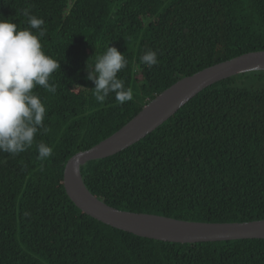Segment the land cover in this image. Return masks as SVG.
Returning a JSON list of instances; mask_svg holds the SVG:
<instances>
[{"label": "trees", "instance_id": "trees-1", "mask_svg": "<svg viewBox=\"0 0 264 264\" xmlns=\"http://www.w3.org/2000/svg\"><path fill=\"white\" fill-rule=\"evenodd\" d=\"M44 20L43 51L60 62L43 130L27 151L0 152V264H264V239L174 243L136 236L79 210L66 161L106 139L179 79L264 51V0H0V19ZM34 32L36 30H33ZM38 34V33H37ZM109 46L133 99L103 103L87 67ZM158 64L140 63L147 50ZM52 147L38 158L37 144ZM85 187L120 211L205 223L264 220V70L197 93L138 142L81 166ZM27 213V214H26Z\"/></svg>", "mask_w": 264, "mask_h": 264}, {"label": "water", "instance_id": "water-1", "mask_svg": "<svg viewBox=\"0 0 264 264\" xmlns=\"http://www.w3.org/2000/svg\"><path fill=\"white\" fill-rule=\"evenodd\" d=\"M263 70L264 51H257L179 79L154 97L118 131L66 161L63 186L67 196L91 218L144 238L174 243L264 239V220L240 223L190 222L117 210L93 196L85 187L80 173L81 166L87 162L109 157L144 138L204 88L237 74Z\"/></svg>", "mask_w": 264, "mask_h": 264}, {"label": "clouds", "instance_id": "clouds-1", "mask_svg": "<svg viewBox=\"0 0 264 264\" xmlns=\"http://www.w3.org/2000/svg\"><path fill=\"white\" fill-rule=\"evenodd\" d=\"M24 15L28 17V27L23 29L0 19V152L11 156L31 148L41 130L47 133L46 108L35 89L39 86L55 93L57 86L49 81L60 69V62L42 48L41 38L46 33L42 28L44 20L31 15L29 10ZM158 62L157 53L151 49L140 57V63L149 68ZM126 66L124 54L108 45L96 56L94 64L87 67V79L95 85L93 95L98 102L103 103L110 94H115L119 104L133 99L132 89L126 88L123 79L118 77ZM37 151L41 160L53 153L52 147L44 142L37 144Z\"/></svg>", "mask_w": 264, "mask_h": 264}]
</instances>
